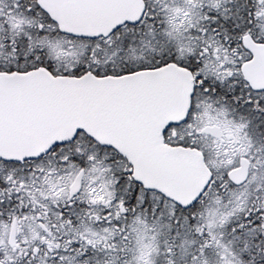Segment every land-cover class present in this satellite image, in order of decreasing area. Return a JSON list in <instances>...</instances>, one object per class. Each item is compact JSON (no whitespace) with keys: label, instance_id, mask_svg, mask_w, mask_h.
Returning <instances> with one entry per match:
<instances>
[{"label":"snow or ice","instance_id":"snow-or-ice-1","mask_svg":"<svg viewBox=\"0 0 264 264\" xmlns=\"http://www.w3.org/2000/svg\"><path fill=\"white\" fill-rule=\"evenodd\" d=\"M0 264H264V0H0Z\"/></svg>","mask_w":264,"mask_h":264}]
</instances>
